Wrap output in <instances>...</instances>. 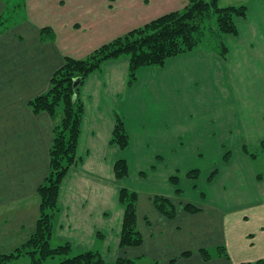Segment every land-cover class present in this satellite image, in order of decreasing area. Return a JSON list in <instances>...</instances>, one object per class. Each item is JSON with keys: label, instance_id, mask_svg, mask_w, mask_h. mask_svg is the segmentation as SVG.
Here are the masks:
<instances>
[{"label": "crops", "instance_id": "1", "mask_svg": "<svg viewBox=\"0 0 264 264\" xmlns=\"http://www.w3.org/2000/svg\"><path fill=\"white\" fill-rule=\"evenodd\" d=\"M11 3L0 0V254L11 253L34 234L38 188L50 172L54 122L46 112L34 114L30 101L50 90L67 57L83 59L185 9L188 0H24L16 9H10ZM225 4L248 8L237 21L239 34L224 38L226 59L198 49L171 58L164 67L141 68L130 88L129 59L121 57L105 62L85 81L78 162L61 185V212L52 237L56 245L70 243L76 253L99 251L110 264L139 257L159 264L264 259V175L253 171L257 158L245 153V146L239 163L233 153L227 162L223 155L220 169L202 180L201 172L193 179L189 173L194 170H179L178 160L168 165L190 128L192 136L217 140L219 148L234 139L264 136V0ZM117 115L129 131L124 150L111 143ZM118 160L129 164L122 180L114 173ZM182 182L194 194L186 196ZM123 188L139 194L137 227L143 244L137 248L120 246ZM156 196L173 202L176 218L157 210ZM188 204L200 211L187 212Z\"/></svg>", "mask_w": 264, "mask_h": 264}, {"label": "trees", "instance_id": "2", "mask_svg": "<svg viewBox=\"0 0 264 264\" xmlns=\"http://www.w3.org/2000/svg\"><path fill=\"white\" fill-rule=\"evenodd\" d=\"M22 0L21 2H23ZM12 5V4H11ZM21 6L17 3L10 9ZM248 14L246 5L220 6L219 0H188L185 9L172 12L149 24L118 38L90 54L84 59L67 57L64 65L55 72L50 90L31 100L29 107L34 114L46 112L54 122V138L50 148V172L38 188L40 216L34 234L20 247L8 254H0V264H9L26 257L29 264H46L49 259H60V264H110L99 251L76 253L70 243L52 246L55 221L61 212L59 204L61 185L67 174L78 162V148L85 117V105L81 88L94 72H99L105 62L121 57L129 59V80L131 88L137 81L141 68L164 67L174 57L206 49L227 58L226 36L239 34L237 21ZM80 80L75 87V81ZM111 143L126 149L130 137L123 120L117 115V122ZM264 151V143L262 144ZM245 153L253 158L247 147ZM228 156L225 161H228ZM115 177L122 180L129 175V164L118 160L114 166ZM216 175L212 173L211 179ZM199 170L189 173L197 179ZM259 177H262L260 174ZM177 177L173 178L176 182ZM139 194L123 188L119 200L125 208L123 229L120 237L121 248H137L143 244V237L137 227V202ZM154 205L168 219L177 215V207L165 197L156 196ZM189 213L200 211L192 204L185 206ZM99 239L102 238L99 236ZM189 253L185 254L188 256ZM206 260L211 259L209 252H203ZM112 264H159L146 257L118 258ZM255 264H264V259Z\"/></svg>", "mask_w": 264, "mask_h": 264}, {"label": "rangeland", "instance_id": "3", "mask_svg": "<svg viewBox=\"0 0 264 264\" xmlns=\"http://www.w3.org/2000/svg\"><path fill=\"white\" fill-rule=\"evenodd\" d=\"M11 1H12L11 4L15 6L17 3H20L21 5L23 4V2H21L22 0H11ZM207 1H210V0H207ZM226 2L227 0H219V5L220 6L226 5L225 4ZM96 50H94L93 52H95ZM90 54H88L87 56H89ZM137 80H138V73H137ZM181 92L182 90H179L178 94H181ZM126 131L129 134L128 129ZM193 131L194 129L190 128V132L188 131V133H185L184 145L180 149L177 148L176 152L173 153V156L169 159V164H168L169 167H173L175 165L174 163H172V160H178L181 165L179 170L181 169L183 172L185 170H199L202 173L201 174L202 175L201 180H202L204 179L205 174H208L214 169H220L219 167L222 164L223 157L224 156L226 157L227 154L233 153L234 156L238 157L236 163L237 162L239 163L240 158H241L239 155H241L242 153V147L245 146L248 148L250 154L258 155L257 159L252 161L253 171L264 175V151L262 150V144L264 143V136H251L249 134L251 137L246 136L244 141H237L234 139V140H231V142L222 143L221 144L222 147L219 148L217 144V140L214 143H213V140L211 141L203 140L202 141L200 138L197 139V137H194L191 135ZM198 135L201 136L200 132L198 133ZM225 174H229V173L226 171L224 172V175ZM181 188L184 189L186 196H191L192 194H194L189 189V187L183 182L181 184ZM56 244L57 243L53 240L52 246L53 247L58 246ZM9 264H29V260L28 258L23 257V258H20L18 261H14ZM46 264H60V259L58 258L49 259L46 261Z\"/></svg>", "mask_w": 264, "mask_h": 264}, {"label": "water", "instance_id": "4", "mask_svg": "<svg viewBox=\"0 0 264 264\" xmlns=\"http://www.w3.org/2000/svg\"><path fill=\"white\" fill-rule=\"evenodd\" d=\"M80 80L75 81V87L79 86Z\"/></svg>", "mask_w": 264, "mask_h": 264}]
</instances>
